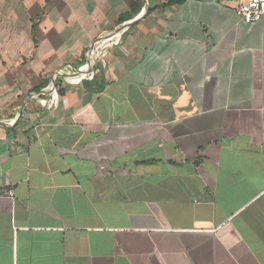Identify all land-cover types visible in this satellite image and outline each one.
Instances as JSON below:
<instances>
[{"label": "crops", "instance_id": "1", "mask_svg": "<svg viewBox=\"0 0 264 264\" xmlns=\"http://www.w3.org/2000/svg\"><path fill=\"white\" fill-rule=\"evenodd\" d=\"M132 1L0 0V264H264V15L151 0L73 67Z\"/></svg>", "mask_w": 264, "mask_h": 264}, {"label": "built area", "instance_id": "2", "mask_svg": "<svg viewBox=\"0 0 264 264\" xmlns=\"http://www.w3.org/2000/svg\"><path fill=\"white\" fill-rule=\"evenodd\" d=\"M235 1H236L235 9H236L238 15L240 16V18L243 22L252 23V22L260 21L262 19L263 15H264V0H235ZM116 34H114L113 36H111L107 39H96L94 41L93 46L90 48V51H88V53H87V59L88 60H87L86 64H87L88 68H89L88 63L91 61V55L93 53L94 47L95 46L99 47V45L101 46V44L103 42L111 39ZM108 36H103L100 38H105ZM58 73L62 74V72H58ZM88 74H89V72H87V71L77 73V75H79V77H82V78L86 77ZM70 75H73V74H70ZM79 80H81V78H79ZM10 194L12 195L13 192L10 191Z\"/></svg>", "mask_w": 264, "mask_h": 264}, {"label": "trees", "instance_id": "3", "mask_svg": "<svg viewBox=\"0 0 264 264\" xmlns=\"http://www.w3.org/2000/svg\"><path fill=\"white\" fill-rule=\"evenodd\" d=\"M146 0H134L131 2L130 9L126 12H123L120 14L117 25H121L122 23L134 19L137 15H139L145 5ZM184 0H159L160 3L157 4V6L161 5H173L183 2ZM157 6H152L150 11L155 9ZM87 53L84 52L82 54V57L75 63L72 64L73 67H76L77 69L79 66L84 65L87 63Z\"/></svg>", "mask_w": 264, "mask_h": 264}, {"label": "water", "instance_id": "4", "mask_svg": "<svg viewBox=\"0 0 264 264\" xmlns=\"http://www.w3.org/2000/svg\"><path fill=\"white\" fill-rule=\"evenodd\" d=\"M147 2H148L147 7L149 8V6H150V0H147ZM147 11H148V10H145L143 15H145L146 13H148ZM138 20H139V19L137 18V19L132 20V21H131V20H130V21H126V22H124L119 28H117L116 30L111 31L108 37H105V38H100V37H98L97 39H107V38L113 36L114 34L120 32V31L123 30L124 28L130 27V26L136 24V22H137ZM88 64H89V67H90V62H89Z\"/></svg>", "mask_w": 264, "mask_h": 264}, {"label": "rangeland", "instance_id": "5", "mask_svg": "<svg viewBox=\"0 0 264 264\" xmlns=\"http://www.w3.org/2000/svg\"><path fill=\"white\" fill-rule=\"evenodd\" d=\"M145 2H147V0ZM150 4H151V0H150Z\"/></svg>", "mask_w": 264, "mask_h": 264}]
</instances>
